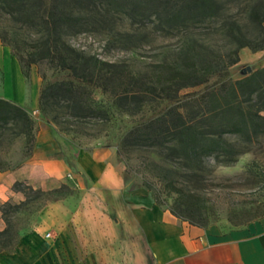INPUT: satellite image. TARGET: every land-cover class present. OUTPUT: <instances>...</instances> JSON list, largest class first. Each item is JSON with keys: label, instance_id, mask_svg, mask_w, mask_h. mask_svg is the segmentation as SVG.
<instances>
[{"label": "rangeland", "instance_id": "1", "mask_svg": "<svg viewBox=\"0 0 264 264\" xmlns=\"http://www.w3.org/2000/svg\"><path fill=\"white\" fill-rule=\"evenodd\" d=\"M233 3L228 4L229 9L234 8ZM233 12L238 13L236 8ZM219 25L220 21L216 20L165 33L156 31L152 24H134L127 17L119 16L115 29L134 34V40L140 41L136 46H125L129 44L105 31L70 33L65 38L87 55L107 62H124L133 71H143L159 63L186 62L181 58V52L189 43L195 49H199L198 43H201L211 47L219 56L224 55L234 46L220 34ZM1 38L8 39L11 46L3 43ZM33 38L32 29L0 12V98L7 99L6 93L14 98L9 101L28 111L32 108L35 90L39 107L40 94L47 84L73 80L67 73L57 72L50 63L43 62L30 67L28 79L23 75L24 84L16 68L15 61L21 68L19 56L13 55L12 48L22 52L25 43H30ZM4 51H7L6 55ZM262 68L264 50L252 52L243 48L238 52V62L225 72L212 76L207 84L184 89L178 100L166 101L160 107L142 106L131 118L122 114V106L114 101L112 93L94 87H89L87 92H91L95 111L87 117H74L70 110L62 107V103L52 106L50 116L39 108L40 114L32 117L39 129L41 121L38 117L41 115V120L67 143L65 151L70 158L75 152L97 147L113 148L116 153L120 139L133 122L150 121L173 106L191 112L195 101L214 83L238 81ZM53 116H56L57 124L52 121ZM18 132L19 128L14 124L0 127V174L22 170L33 154L37 131L32 142ZM224 138L242 151L235 162L210 157L196 172H190L184 165L173 166L178 171L176 185L184 191L182 198L163 190L156 198L141 185L140 175L137 178L126 173L125 165L118 162L116 155L125 195L131 199L143 191L152 196L156 205L167 210L183 211L178 209V204L186 203L203 213L200 218L198 211L190 212L192 221L206 219L203 228L221 233L249 226L264 216V135L252 143H245L236 135H225ZM132 157L136 160L131 163L137 167L143 165L147 154L138 151ZM155 159L167 165L162 158ZM4 167L8 169L2 170ZM0 179L7 178L0 176ZM57 186L60 191L49 194L51 190L35 189L26 181L15 183V196L0 204V232L7 227L17 232L14 238L17 246L11 252H0V264H156L148 253L142 227L132 232L127 230V217L123 219L125 223H121L113 212L112 198L107 191L88 183L76 169ZM36 190L43 193L39 195ZM51 199L58 200L51 202ZM7 203L18 209H9ZM55 203L58 206L53 208ZM39 207L42 208L37 211Z\"/></svg>", "mask_w": 264, "mask_h": 264}, {"label": "trees", "instance_id": "2", "mask_svg": "<svg viewBox=\"0 0 264 264\" xmlns=\"http://www.w3.org/2000/svg\"><path fill=\"white\" fill-rule=\"evenodd\" d=\"M230 3L238 13L233 12L234 8L229 9ZM0 12L34 31V38L25 43L22 52L12 48L13 55L19 56L25 78L28 79L32 65L43 62L73 78L43 88L39 108L49 116L52 106L61 103L74 117L89 116L95 108L87 89L94 87L112 93L114 101L122 106V114L131 118L142 106L160 107L166 101L178 100L184 89L207 84L212 76L238 62L239 50H264V0H0ZM119 16L127 17L134 24H152L156 31L165 33L219 20L218 31L234 48L219 56L209 46L198 43L199 49H195L189 43L181 52L186 62L159 63L143 71H133L124 62H107L87 55L65 38L70 33L105 31L129 44L125 46H136L140 41L134 40V34L115 29ZM1 39L11 46L8 39ZM104 114L106 117L107 113ZM51 119L57 124L56 116ZM10 124L16 125L18 133L29 138V142L38 130L36 120L27 109L0 98V127ZM132 124L117 147L118 162L125 165L126 173L137 178L140 175L141 185L156 198L160 190L182 198L184 191L176 185L175 164L196 172L210 157L235 162L242 151L229 143L225 135H236L245 143L264 135V68L238 81L214 83L195 101L191 112L173 106L150 121ZM138 151L147 157L143 165L135 167L131 163L136 160L132 154ZM155 158H162L167 165ZM51 191L48 193H57L60 189ZM178 205L183 211L169 210L175 217L204 227L206 219L194 222L189 216L195 210L202 218L200 209L186 203ZM6 206L18 209L9 203ZM17 235L10 227L0 232V252L13 251Z\"/></svg>", "mask_w": 264, "mask_h": 264}, {"label": "crops", "instance_id": "3", "mask_svg": "<svg viewBox=\"0 0 264 264\" xmlns=\"http://www.w3.org/2000/svg\"><path fill=\"white\" fill-rule=\"evenodd\" d=\"M4 52L6 55L7 51ZM15 62L25 84L21 68ZM37 95L35 90L29 110L31 116L40 114ZM4 96L6 100L14 99L6 93ZM38 119L41 124L27 165L20 171L0 174L7 178L0 179V204L15 196L13 186L19 181H26L35 189L53 190L76 169L88 183L111 195L113 212L121 223H125L123 219L127 217L129 232L142 227L148 253L156 264H264V217L247 227L221 233L181 221L169 210L156 205L152 196L143 191L128 199L113 148L79 151L70 158L65 151L67 143L41 120V115ZM55 206L58 204H53V208Z\"/></svg>", "mask_w": 264, "mask_h": 264}]
</instances>
